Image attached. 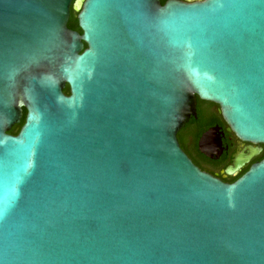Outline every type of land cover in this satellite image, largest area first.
<instances>
[{"label": "water", "instance_id": "obj_1", "mask_svg": "<svg viewBox=\"0 0 264 264\" xmlns=\"http://www.w3.org/2000/svg\"><path fill=\"white\" fill-rule=\"evenodd\" d=\"M197 99L264 145V0H0V264H264V158L201 172Z\"/></svg>", "mask_w": 264, "mask_h": 264}, {"label": "flooded vegetation", "instance_id": "obj_2", "mask_svg": "<svg viewBox=\"0 0 264 264\" xmlns=\"http://www.w3.org/2000/svg\"><path fill=\"white\" fill-rule=\"evenodd\" d=\"M203 136L201 152L199 142ZM177 141L201 172L225 184H232L264 158V145L238 139L224 122L218 106L198 99L196 115L178 132ZM239 158L243 162L241 168L226 175L225 169Z\"/></svg>", "mask_w": 264, "mask_h": 264}, {"label": "trees", "instance_id": "obj_3", "mask_svg": "<svg viewBox=\"0 0 264 264\" xmlns=\"http://www.w3.org/2000/svg\"><path fill=\"white\" fill-rule=\"evenodd\" d=\"M165 1L166 0H160V3L163 4ZM67 27L72 31L81 33L77 26L76 13L72 9H70V17H69ZM63 93L65 95L69 94L68 87H65V89L63 90ZM24 116H25V111H23V117H22L20 124L13 126L11 130L8 132V134L13 135V136L17 135L21 125L23 124Z\"/></svg>", "mask_w": 264, "mask_h": 264}]
</instances>
